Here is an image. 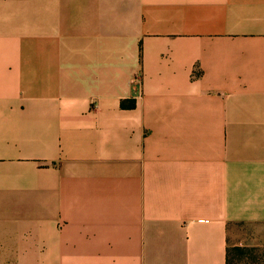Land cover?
I'll use <instances>...</instances> for the list:
<instances>
[{
    "label": "crops",
    "instance_id": "obj_1",
    "mask_svg": "<svg viewBox=\"0 0 264 264\" xmlns=\"http://www.w3.org/2000/svg\"><path fill=\"white\" fill-rule=\"evenodd\" d=\"M236 248L264 264V0H0V264Z\"/></svg>",
    "mask_w": 264,
    "mask_h": 264
},
{
    "label": "rangeland",
    "instance_id": "obj_2",
    "mask_svg": "<svg viewBox=\"0 0 264 264\" xmlns=\"http://www.w3.org/2000/svg\"><path fill=\"white\" fill-rule=\"evenodd\" d=\"M250 250L245 251L244 253H230L234 256V264H259L263 261L262 257H259V253L256 248H248Z\"/></svg>",
    "mask_w": 264,
    "mask_h": 264
},
{
    "label": "trees",
    "instance_id": "obj_3",
    "mask_svg": "<svg viewBox=\"0 0 264 264\" xmlns=\"http://www.w3.org/2000/svg\"><path fill=\"white\" fill-rule=\"evenodd\" d=\"M133 106H134L133 103H132V104H128L126 101L121 102V107H122V108H132ZM235 250H236L238 253H244V251L241 250L240 248H236Z\"/></svg>",
    "mask_w": 264,
    "mask_h": 264
}]
</instances>
